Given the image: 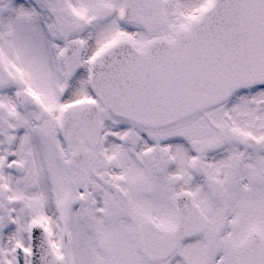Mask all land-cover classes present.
I'll use <instances>...</instances> for the list:
<instances>
[{
	"label": "snow or ice",
	"instance_id": "6c2138e0",
	"mask_svg": "<svg viewBox=\"0 0 264 264\" xmlns=\"http://www.w3.org/2000/svg\"><path fill=\"white\" fill-rule=\"evenodd\" d=\"M0 264H264V0H0Z\"/></svg>",
	"mask_w": 264,
	"mask_h": 264
}]
</instances>
